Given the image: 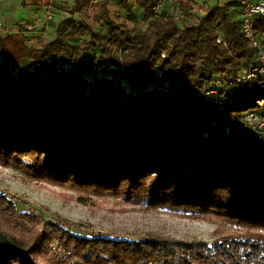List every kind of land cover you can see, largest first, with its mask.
<instances>
[{"label":"trees","instance_id":"obj_1","mask_svg":"<svg viewBox=\"0 0 264 264\" xmlns=\"http://www.w3.org/2000/svg\"><path fill=\"white\" fill-rule=\"evenodd\" d=\"M167 1L185 18L162 8L153 15ZM217 1L209 7L207 0H133L144 20L152 19L130 33L107 12L100 30L91 31L76 14L94 0H76L53 40L22 27L0 33V165L85 199L121 198L237 230L217 229L213 240L192 241L86 236L59 216L43 221L19 211L0 189V264H38L37 256L54 252L56 264H264V139L240 135L242 116L264 98L263 81L221 90L224 109L198 100L175 106L186 93L215 86L217 78L229 83L255 59L238 4ZM193 9L204 13L197 24L187 23ZM123 47L129 51L121 59ZM23 64L29 69L21 81L3 74ZM122 66L127 77L120 75ZM123 80L135 93L121 90ZM171 86L176 95L166 91ZM198 116L221 121V130L200 129Z\"/></svg>","mask_w":264,"mask_h":264},{"label":"rangeland","instance_id":"obj_2","mask_svg":"<svg viewBox=\"0 0 264 264\" xmlns=\"http://www.w3.org/2000/svg\"><path fill=\"white\" fill-rule=\"evenodd\" d=\"M102 1L104 0H96L92 6L85 8L84 13L76 14L77 21L85 23L91 31L97 32L101 28L100 24L104 21L101 16L103 12H107L110 18L121 24L130 33L137 28H146L147 22L144 20V14L133 0H130L126 7L120 5V0H110L106 8L100 5ZM207 2L209 7L218 5L217 0H207ZM222 3L223 0H220V4ZM161 8L170 15H175L179 11L178 4L174 1L164 2ZM192 13L193 15L189 17L187 23L197 24L204 15L203 12L196 9H193ZM53 21L56 23L55 30L50 24V31L48 29L47 33V37L51 39L56 37V27L59 23L58 18ZM48 38L43 37L46 41L49 40ZM91 51L90 53H92ZM112 66L108 60V67ZM64 67L67 70L70 69L67 65ZM105 70L111 76H116L118 72L107 68ZM123 75L127 77L128 74L125 72ZM128 81H130L129 78ZM128 81H122L124 85L121 90L131 94L135 93L133 84ZM0 189L14 199L19 211H32L43 221L57 219L59 216L65 220L64 222L74 224L73 232L86 236L105 235L135 240L148 236H164L192 241L213 240L217 235V229H221L225 233L237 230V228L218 220L191 219L179 212L127 203L121 198L91 195L85 199L77 191L26 178L18 171L2 165H0ZM43 221L35 226L37 230L42 227ZM55 254L56 252L42 254L35 259L38 264H56L57 255ZM68 254L70 253L61 252V256Z\"/></svg>","mask_w":264,"mask_h":264},{"label":"built area","instance_id":"obj_3","mask_svg":"<svg viewBox=\"0 0 264 264\" xmlns=\"http://www.w3.org/2000/svg\"><path fill=\"white\" fill-rule=\"evenodd\" d=\"M234 1L238 4L237 10L242 32L251 43L255 52L254 61L239 70L236 74L232 75L229 83H224L222 78H217L215 86L196 94L188 92L183 100L176 101L175 106L187 105L191 100H198L203 104L216 105L219 109H224L225 102L220 98V93L222 92L221 90L234 92V90H232V86L235 83H248L254 80H262L264 83V0ZM162 4L163 3L161 2L159 5L154 7L153 15H157L159 13ZM175 18L178 20L184 19L185 14L179 10L175 14ZM151 19L152 17L147 20V23H149ZM217 41L226 44V41L221 36H218ZM128 51V47H123L119 53L120 58L123 59ZM162 57H165V53H162ZM158 65L159 64L157 63L156 66ZM28 69L29 64H23L14 69L10 68L3 72V74L7 79L21 81L22 74ZM96 69L97 67L94 66L93 70ZM58 70L60 71V68H58ZM120 75H123V66L121 68ZM150 85H154V83L150 82ZM165 89L171 94H177V91L172 86ZM117 97L122 100H127L130 98V95L118 93ZM254 104L255 108L244 113L241 118L240 135L244 136L247 134H253L258 139H264V98L256 100ZM80 114L76 113V116H80ZM194 121L195 124L199 125L202 130L212 132L221 130V121H213L209 123L201 116L195 118Z\"/></svg>","mask_w":264,"mask_h":264},{"label":"crops","instance_id":"obj_4","mask_svg":"<svg viewBox=\"0 0 264 264\" xmlns=\"http://www.w3.org/2000/svg\"><path fill=\"white\" fill-rule=\"evenodd\" d=\"M75 1L0 0V33L2 35H6L7 32L15 33L22 27L31 28L35 30V33L48 38L49 25L51 24L54 28L56 23L53 20L58 18L60 22L65 19L69 15L68 10L74 7ZM95 2L96 0H94Z\"/></svg>","mask_w":264,"mask_h":264}]
</instances>
